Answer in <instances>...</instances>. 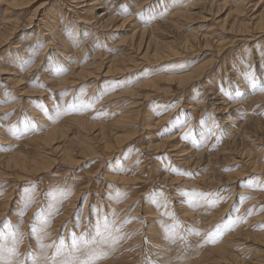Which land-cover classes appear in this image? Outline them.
<instances>
[{
    "label": "rangeland",
    "instance_id": "374dc122",
    "mask_svg": "<svg viewBox=\"0 0 264 264\" xmlns=\"http://www.w3.org/2000/svg\"><path fill=\"white\" fill-rule=\"evenodd\" d=\"M252 74L264 0H0V244L31 264L106 220L98 264H264Z\"/></svg>",
    "mask_w": 264,
    "mask_h": 264
},
{
    "label": "snow or ice",
    "instance_id": "6c2138e0",
    "mask_svg": "<svg viewBox=\"0 0 264 264\" xmlns=\"http://www.w3.org/2000/svg\"><path fill=\"white\" fill-rule=\"evenodd\" d=\"M58 72L64 71L63 69H57ZM248 84L250 85V94H256L257 92H264V82H261L257 79L255 74L249 76ZM108 89L115 90L113 85H108L104 92L99 98H102L103 95L108 94ZM245 98L239 94L232 97V99H241ZM231 102V101H230ZM87 107V105H85ZM247 181H242L241 185L247 184ZM261 190H264L262 188ZM121 196L117 193L116 199H120ZM27 206V205H26ZM51 215V214H49ZM35 220L39 222V227H31V234L37 239H45V236H41V233L45 231L48 227V220L41 218L38 213ZM227 223L229 225L234 224V219L230 218ZM222 230L221 226H218L215 229L216 235L209 236L210 241H215L216 236L220 234ZM231 230V228H229ZM117 232L120 229H116ZM187 234H193V230H186ZM108 233V238H104V234ZM15 240H19L21 234L16 230H11L9 232ZM122 236H113L109 230L108 221H103V228L98 222L96 226V232L94 238H89L87 232L81 233L79 235L72 234L70 237L71 243L66 244L65 237L58 236L56 242L50 245L41 244V253L42 255H34L31 252L27 254V260H30L31 264H98L99 261L108 257V253L104 251V247L109 249H114L115 245L119 243ZM180 239L186 240V235H181ZM47 249H53L51 254H45ZM16 249L15 247H5L3 244H0V264H26L25 261H16ZM147 264H152L151 260L147 261Z\"/></svg>",
    "mask_w": 264,
    "mask_h": 264
},
{
    "label": "bare ground",
    "instance_id": "6f19581e",
    "mask_svg": "<svg viewBox=\"0 0 264 264\" xmlns=\"http://www.w3.org/2000/svg\"><path fill=\"white\" fill-rule=\"evenodd\" d=\"M98 79V78H97ZM121 79V78H120Z\"/></svg>",
    "mask_w": 264,
    "mask_h": 264
}]
</instances>
